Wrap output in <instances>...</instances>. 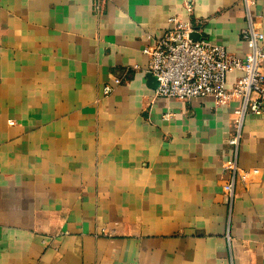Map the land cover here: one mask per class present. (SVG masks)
<instances>
[{
	"label": "crops",
	"instance_id": "0c3cea01",
	"mask_svg": "<svg viewBox=\"0 0 264 264\" xmlns=\"http://www.w3.org/2000/svg\"><path fill=\"white\" fill-rule=\"evenodd\" d=\"M173 18L245 58L243 0H0V264H264V112L154 97Z\"/></svg>",
	"mask_w": 264,
	"mask_h": 264
},
{
	"label": "built area",
	"instance_id": "2783aa9c",
	"mask_svg": "<svg viewBox=\"0 0 264 264\" xmlns=\"http://www.w3.org/2000/svg\"><path fill=\"white\" fill-rule=\"evenodd\" d=\"M247 8L248 26L242 32L247 47L244 59L227 52L222 45L207 40H195L193 27L175 18L170 20L172 28L158 40L154 48L143 53L149 58L148 74L156 80L155 98L187 102L212 98L219 105L240 101L235 114L241 129L250 114L264 112V35L257 31L252 20V0H243ZM191 12V6H188ZM239 73L236 80L230 75ZM117 85L120 82L115 81ZM113 88L104 89L105 95ZM234 147L232 157L224 163L231 174L224 186V194L233 201L238 167L239 136L230 142Z\"/></svg>",
	"mask_w": 264,
	"mask_h": 264
},
{
	"label": "water",
	"instance_id": "95a60500",
	"mask_svg": "<svg viewBox=\"0 0 264 264\" xmlns=\"http://www.w3.org/2000/svg\"><path fill=\"white\" fill-rule=\"evenodd\" d=\"M151 78H153L151 75H150ZM153 80L156 82L155 78H153ZM157 85V84H156Z\"/></svg>",
	"mask_w": 264,
	"mask_h": 264
}]
</instances>
